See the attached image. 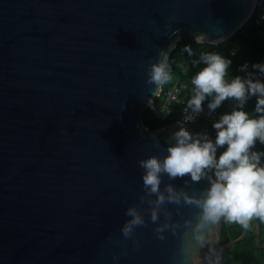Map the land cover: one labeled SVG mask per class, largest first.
Masks as SVG:
<instances>
[{
  "label": "water",
  "instance_id": "1",
  "mask_svg": "<svg viewBox=\"0 0 264 264\" xmlns=\"http://www.w3.org/2000/svg\"><path fill=\"white\" fill-rule=\"evenodd\" d=\"M257 1L0 0V264H180L198 210L165 201L158 223L170 214L178 226L163 241L145 212L155 197L138 161L163 156L178 127L143 126L162 91L146 83V68L184 32L226 41ZM166 184L198 194L207 182L164 175ZM128 206L145 215L139 247L119 232ZM223 223L202 257L245 238L246 229L222 244Z\"/></svg>",
  "mask_w": 264,
  "mask_h": 264
},
{
  "label": "clouds",
  "instance_id": "2",
  "mask_svg": "<svg viewBox=\"0 0 264 264\" xmlns=\"http://www.w3.org/2000/svg\"><path fill=\"white\" fill-rule=\"evenodd\" d=\"M179 32L175 29L171 35L179 40ZM192 39L196 45L213 43L202 32ZM175 48V41L169 40L158 58L149 60L147 84L158 89L172 79L175 61L170 53ZM179 52L186 55L187 63L196 71L189 77L183 121L178 120V127L170 133L163 156L149 155L138 161L143 170V188L149 196L154 194L155 197L148 200L145 212L155 225L153 231L157 239L163 241L165 230L170 229L175 234L178 226L169 222L170 214H166L164 223H158L165 201L194 206L198 210L196 223L180 242V264H222L219 255L214 258L207 253L200 255L201 249L217 242L216 226L227 222L247 229L253 218L264 221V151L254 147L257 142L264 145V80L256 78L258 74L264 76V60L251 64V69L256 71H249V63L245 61L239 65V70L246 75L230 76L233 61L229 56L218 51L198 52L192 44H184ZM253 97V109L246 111L245 106ZM225 101H232L233 106L212 121L213 138L207 132H190L185 126L186 122L199 117L205 106L213 113ZM147 106L151 107L149 100ZM164 175L169 180L187 177L193 183L205 180L207 185L198 194L177 190L172 184L164 185L161 190ZM124 215L127 219L119 232L125 240H132L139 247L134 233L138 227L146 225L145 215L134 206L126 207Z\"/></svg>",
  "mask_w": 264,
  "mask_h": 264
},
{
  "label": "trees",
  "instance_id": "3",
  "mask_svg": "<svg viewBox=\"0 0 264 264\" xmlns=\"http://www.w3.org/2000/svg\"><path fill=\"white\" fill-rule=\"evenodd\" d=\"M262 15H264L262 11H254L251 18L239 31L219 44L206 43L196 45L189 33H182L176 48L170 53L175 61L172 64V79L162 86V92H167L177 83L180 90L179 97L182 101H186L190 87L189 77L196 69H193L191 65L187 63L186 55L183 56L179 52L180 47L184 44H192L193 48L198 52L218 51L222 55L229 56L233 61L229 69L230 76L240 75L243 77L246 75L245 72L239 70V65L243 64L245 61L249 63V71H256L251 69V64L264 60V19H261ZM181 64L183 67L180 66ZM256 78L264 80V76H260L259 74ZM254 101L255 98L253 97L247 102L245 106L246 111H252ZM162 104L163 95L155 98L151 107H147L144 110L142 124L151 131L167 127L180 120L182 105L175 103L172 106L173 113L170 117L166 120H162L158 117V109L162 107ZM232 106V101H225L214 113L218 117L221 113L229 111ZM191 125L195 130L207 129L214 137V132L208 128V125L203 120L194 121ZM254 147L255 150L264 151V145L258 142ZM262 160H264V158H262ZM253 219H255L256 222L250 221L249 227L246 229L247 234L245 238L226 250L222 257V264H264V247H261L264 245V221L258 218ZM257 224L260 228L259 243H257ZM243 231L244 228L238 224L224 222L221 243L226 244L232 240L238 239Z\"/></svg>",
  "mask_w": 264,
  "mask_h": 264
},
{
  "label": "built area",
  "instance_id": "4",
  "mask_svg": "<svg viewBox=\"0 0 264 264\" xmlns=\"http://www.w3.org/2000/svg\"><path fill=\"white\" fill-rule=\"evenodd\" d=\"M256 10H260L262 11V13H264V0H258L257 1V5L255 8ZM179 86L177 83H175L167 92H162L160 93V96L163 95V104H162V108H163V113L159 114L158 113V117L161 118L162 120H166L168 117H170V115L173 113V105L175 103L182 105L181 108V115H180V121H183V116L185 115L184 113V106H185V101H182L179 97ZM218 117L216 116V114L213 113H209L206 106L204 107V111L201 112L200 116L197 118H194L192 121L186 122L185 124H189L191 125L194 121L197 120H203L207 125L208 128H210L213 132L214 130L211 127L212 121L214 119H217Z\"/></svg>",
  "mask_w": 264,
  "mask_h": 264
},
{
  "label": "rangeland",
  "instance_id": "5",
  "mask_svg": "<svg viewBox=\"0 0 264 264\" xmlns=\"http://www.w3.org/2000/svg\"><path fill=\"white\" fill-rule=\"evenodd\" d=\"M163 111H164V110H163V108H162V107H160V108L158 109V113H159V114H162V113H163Z\"/></svg>",
  "mask_w": 264,
  "mask_h": 264
}]
</instances>
